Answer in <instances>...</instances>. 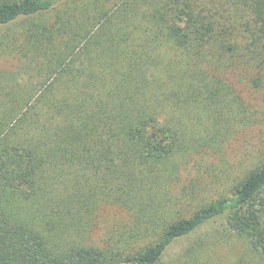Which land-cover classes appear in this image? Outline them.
<instances>
[{
    "label": "trees",
    "instance_id": "16d2710c",
    "mask_svg": "<svg viewBox=\"0 0 264 264\" xmlns=\"http://www.w3.org/2000/svg\"><path fill=\"white\" fill-rule=\"evenodd\" d=\"M224 243L264 264V0H0V264H215Z\"/></svg>",
    "mask_w": 264,
    "mask_h": 264
},
{
    "label": "rangeland",
    "instance_id": "374dc122",
    "mask_svg": "<svg viewBox=\"0 0 264 264\" xmlns=\"http://www.w3.org/2000/svg\"><path fill=\"white\" fill-rule=\"evenodd\" d=\"M5 67H8V63L6 62ZM237 89L241 88V85L238 84L236 86ZM247 87H242L243 90V98L249 100H253L252 97L254 98V96H252V93L250 90L246 89ZM239 154V152H237ZM223 165L225 163H222ZM202 165L206 168V165H209L208 168L206 169L207 173L204 174V176H213L215 173H218L219 171L213 170L214 168H216L218 165H220V163H202ZM204 168V169H205ZM121 216V214H119V212L112 207H106L104 209H102V211L100 212L97 221H98V225L99 227L94 231L93 233V237L94 238H99L103 235V232L106 228V226L111 223H113L112 221L119 218ZM223 228V224L221 223V219H217L215 221H212L210 223H207L205 225H203L200 229H198L195 233H193L192 235H190L187 238H181L178 239L177 241H175L174 243H172L170 245V247L168 248L167 252H166V259H172L175 260L177 257H179L181 255V258L187 259V256H185L184 254H182L183 249L188 246L190 244V242L196 238V237H203V238H208L211 237L212 234H216L217 231H220ZM229 251H230V245L224 243L221 245H218L217 247H215V252H216V260L214 259V261L216 262L215 264H226L229 258ZM220 258V259H218Z\"/></svg>",
    "mask_w": 264,
    "mask_h": 264
}]
</instances>
